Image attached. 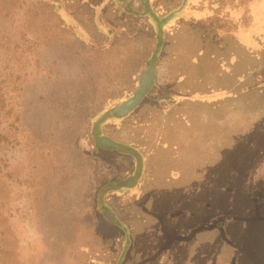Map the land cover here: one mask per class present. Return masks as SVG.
<instances>
[{"label": "rangeland", "instance_id": "rangeland-1", "mask_svg": "<svg viewBox=\"0 0 264 264\" xmlns=\"http://www.w3.org/2000/svg\"><path fill=\"white\" fill-rule=\"evenodd\" d=\"M38 1L92 52L106 51L134 30L135 37L156 40L153 60L163 50L166 56L136 70L138 85L126 80L125 71L132 69L134 45L140 49L145 42L72 61L68 66L79 72L75 77L62 60L49 85L36 81H42V71L32 55L14 64L15 79L22 75L19 86L25 91L13 104L15 115L21 126L44 135L41 145H55L56 152L54 160L40 159L38 170L33 157L12 163L15 175L26 178L27 194L22 202L18 188H12L8 207H23L26 213L10 217L6 211L8 240L0 248V264H223L214 260L217 239L233 247L226 235H236L233 227L245 240L247 256L264 264V248L256 245L264 244V0L223 2L228 18L208 34L187 20L183 5L192 0H179L178 9L161 16L148 10L140 22L119 15L116 25L105 17L116 0H96L89 5L99 38L61 3ZM173 16L195 33L180 30L163 48ZM14 35L4 42L10 44ZM205 38L212 42L200 40ZM147 44L150 52L153 42ZM33 57L45 58L44 50ZM57 84L61 95L72 92L73 102L84 103L78 107L82 115L101 98L137 90L128 104L135 110L130 118L114 132L111 124L103 129L123 151L94 150V142L84 138L74 145L85 127L82 115H68L69 105L56 114L39 102L40 91L46 98ZM93 124L92 135L99 137L102 122ZM51 130L55 136L47 137ZM99 159L115 173L127 171L133 183L96 189V223L83 205L84 192L91 196L92 186L111 176ZM248 241L255 246L246 247Z\"/></svg>", "mask_w": 264, "mask_h": 264}, {"label": "trees", "instance_id": "trees-1", "mask_svg": "<svg viewBox=\"0 0 264 264\" xmlns=\"http://www.w3.org/2000/svg\"><path fill=\"white\" fill-rule=\"evenodd\" d=\"M55 1L61 3L66 9L73 12L77 21L82 24L90 36L95 37L97 35L92 25V11L89 5L96 0ZM225 1L227 0H214L215 3L213 2V6L216 12L220 10L221 4ZM229 1L232 2V0H228V2ZM207 2L208 1L206 0H192V2L184 3L183 9L186 10L184 13L187 15L188 22L193 25H200L199 22H207L206 19L211 17V21H215L214 26H220V21H224V19L219 18V15L217 14V16H214L211 11L206 10L205 6L208 5ZM115 5L116 7L111 6L105 12L106 19L113 25L121 22L119 15L130 17L137 22H140L142 17H145V13L148 10L155 13V15L161 16L165 11L178 9L180 7V1L167 0L160 2L159 0H116ZM191 6H195V8L198 9L201 7L200 11L197 10L194 13L189 11L190 13H188L187 9ZM119 11L120 13H118ZM175 19L180 22L183 20L180 17L173 16L172 19H170L171 21H169L171 24L170 27H172ZM134 32V30H130L128 32L131 35L130 38H119L114 45L106 51L92 52L79 42L73 34L66 30L63 22L50 10L44 7L38 0H0V222L7 220V217L5 216L6 211L10 212V217H14L17 213L24 216L26 213V210L23 207H17L14 208V210H10L8 207L13 199L10 196L12 188H18V192H15L16 198L22 202L25 200L27 194L24 191V189H26L24 185H27L26 178L17 174L15 175L12 164L14 160L17 157L27 156L26 159H28V157H33L37 162L35 169L38 170L40 159L54 160L53 153L56 152L55 145H49L47 147H45V144L41 145L40 143L42 140L40 138L44 137V135H41L38 131L36 132L34 128L30 129L29 126H21L19 117L15 115V107L13 104L17 99H21L22 94L25 91L19 86L22 81H20L22 75L15 79L13 73L14 64H19L21 61L25 60L27 61V56L29 54L32 55L34 64L35 62L37 63V66L35 65L36 68L42 71L39 73L42 81H36L40 84L45 83L49 85L55 80L56 69L62 60H67L65 61L64 69L66 71L70 70L73 77H75L79 72L68 66L72 61L74 62L82 57L90 56L91 58H94L113 51H120L121 48L123 46L125 47L128 43L134 44L136 41L145 42L144 46H141L140 49L138 45H134L135 56L131 58L133 64L132 69H127L125 71L127 76H125L126 80L138 85L140 77L137 78L136 70L140 67L146 66L149 69L152 64H154L156 59H152V53L156 49V40L152 37H135ZM12 33L15 35L12 37V41H10L11 43L6 44L4 38ZM168 33L169 32L165 35H168ZM95 38H99V36ZM150 40L153 42V44H151L153 48L150 52H146L145 49L149 47L147 43ZM164 40L167 41L166 36ZM38 50H44L45 58L42 57L38 60L34 59L33 54H37ZM157 61H159V59ZM38 72L34 76L35 79L39 77ZM59 86V84L54 85L52 90L46 94V98L44 96V90L43 93H41V90L38 96L39 102H41L42 105L44 104L48 110L50 109L54 112H58L56 114H60L67 105H69L70 111L68 112V115L71 117H76L78 114H81L79 108L80 106H83L84 103L73 102L74 94L72 92L71 94L70 92H66V94L61 95L60 91L62 88ZM136 92L137 90H135V92H129V89H126L122 90L119 96L101 98L92 110L86 112L84 115L81 114L85 127L77 136L74 145H77L80 138H84L91 143L94 142V144L92 143L93 146H96L94 150L98 148H116L115 150L123 151V148L119 146L120 143L113 138L106 136L103 129L111 124L114 128L112 131L114 132L118 129V123H122L125 119L130 118L135 110H133L128 104ZM137 108L138 107H136V109ZM94 119L99 123L102 122L103 128L100 131L99 137H94L92 135ZM54 134V130H51L48 133V136H46L53 137L55 136ZM94 150L91 155L93 156V159L96 160L97 158L94 156ZM87 160H89V158H87ZM99 161L107 167H105V171H109L111 176L106 180H100L99 184L93 185L91 196L89 194L90 192H84L86 193L85 195L88 196V199L86 200V204L83 205L86 208V215L93 218V222L95 220L96 223L97 220L94 213V194L96 189L98 187L102 188V185L104 184L105 186L109 185L106 188L116 189L121 186H130L133 183L132 179L127 176V171H125V175L123 173H115L105 162L100 159ZM101 164H98L97 166H101ZM112 180H114V182H112ZM38 198L39 197H37L36 200ZM5 225L4 222L0 223V248H2L4 242L8 240L6 232L7 226ZM126 227L130 235L131 231L127 225ZM94 228L96 229V225ZM103 245H105L104 242Z\"/></svg>", "mask_w": 264, "mask_h": 264}, {"label": "crops", "instance_id": "crops-1", "mask_svg": "<svg viewBox=\"0 0 264 264\" xmlns=\"http://www.w3.org/2000/svg\"><path fill=\"white\" fill-rule=\"evenodd\" d=\"M160 2H164V1H167V0H159ZM172 1V0H171ZM206 1H208L207 3H208V5L207 6H205V8H206V10H208V11H211L213 14H214V16L217 14V15H219V18H221V19H227L228 18V15H229V13H228V11H227V9H225V8H223V4H221V8H220V10L219 11H217L216 12V10L214 9V6H213V4L215 3L214 2V0H206ZM214 2V3H213ZM173 4V3H172ZM212 4V5H211ZM167 6V5H166ZM201 8V7H200ZM200 8L198 9V8H195V6H191L190 8H188L187 10H188V13H194L195 11H197V10H199L200 11ZM158 10V9H157ZM190 11V12H189ZM166 12V11H165ZM216 15V16H217ZM190 18V17H189ZM211 17H208L206 20H207V22H205V21H201V22H199L200 23V26L204 29V30H206L207 32L206 33H209V30H210V28H212V27H214V25H215V21L213 22V21H211ZM174 20V19H173ZM203 20H205V19H203ZM171 21V20H170ZM204 26V27H203ZM180 30H185V31H188L181 23H180V21L179 20H177V19H175V21L173 22V25H172V27H170L169 28V33H168V40L167 41H165V43H166V45H164V47L163 48H165L168 44H170L171 45V38L173 37V35H174V33H179L180 32ZM188 32H190L191 34L192 33H195V31H193V30H189ZM187 32V34L188 35H190L189 33ZM166 36V39H167V35H165ZM165 36H164V38H165ZM203 43L205 42V41H208L209 43H211L212 41H210L209 39H207V38H205V39H200ZM164 56H166V54L164 53V50H163V54H162V57H163V60H164ZM161 57V58H162ZM160 57H159V60L161 59ZM162 60V61H163ZM162 61H157V60H155L154 61V64H156L155 62H162ZM158 64V63H157ZM254 213H256V211H254ZM224 228H225V230L226 231H228V228H229V223H225V225H224ZM254 228H257V227H254ZM236 229H237V227H233V233L234 234H236V235H230V234H226L227 235V237H228V239H229V241H230V243H231V245L233 246V247H230V246H228L225 242H222L220 239H219V237H218V239H217V244L219 245V248L218 249H216L217 251H219L218 252V254H215V252H214V255H215V262H221V263H223V264H228L229 262H231L233 259H236V264H241V263H243V264H260V262H253V258H250L251 257V255H249V257L247 256L248 254L246 253V251L244 250V247H243V244L245 243V240H243V238H241L240 236H237V234H239V233H237V231H236ZM262 229L264 230V226L262 227ZM241 233H243V232H241ZM237 243H240L241 244V246L243 247V250H239L238 249V247H237ZM259 248H264V244H256ZM255 245L254 244H250L249 243V241H248V243H247V245H246V247H254ZM223 251H225L226 253L224 254L223 253ZM253 253V251L251 250L250 251V253L249 254H252ZM263 262H264V260H263Z\"/></svg>", "mask_w": 264, "mask_h": 264}]
</instances>
